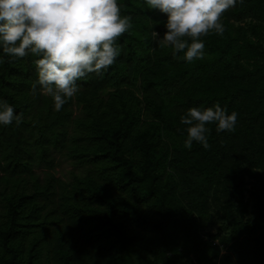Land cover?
Here are the masks:
<instances>
[{"label": "trees", "instance_id": "obj_1", "mask_svg": "<svg viewBox=\"0 0 264 264\" xmlns=\"http://www.w3.org/2000/svg\"><path fill=\"white\" fill-rule=\"evenodd\" d=\"M117 2L120 55L60 111L32 91L37 57H3L0 100L23 120L0 125V264H264V0L223 13L191 63L158 42L163 14ZM216 103L235 131L185 148L181 116Z\"/></svg>", "mask_w": 264, "mask_h": 264}, {"label": "clouds", "instance_id": "obj_2", "mask_svg": "<svg viewBox=\"0 0 264 264\" xmlns=\"http://www.w3.org/2000/svg\"><path fill=\"white\" fill-rule=\"evenodd\" d=\"M166 17L161 41L183 53L186 62L203 59L210 34L223 35V13L243 0H145ZM132 17L121 14L117 0H0V64L3 57H37V79L32 84L50 97L60 111L79 91L78 80L89 74L103 75L120 55L119 37L132 28ZM154 32V37H159ZM187 125L184 147L193 142L209 148L208 124L217 132H234L238 113H228L219 103L191 107L181 116ZM23 120L14 107L0 100V125Z\"/></svg>", "mask_w": 264, "mask_h": 264}, {"label": "rangeland", "instance_id": "obj_3", "mask_svg": "<svg viewBox=\"0 0 264 264\" xmlns=\"http://www.w3.org/2000/svg\"><path fill=\"white\" fill-rule=\"evenodd\" d=\"M57 159H58V165L55 167L54 173L56 176L66 178L67 173L72 168V166L68 161L60 158L58 155H57ZM215 228H216V225L210 226L207 229L214 230Z\"/></svg>", "mask_w": 264, "mask_h": 264}]
</instances>
